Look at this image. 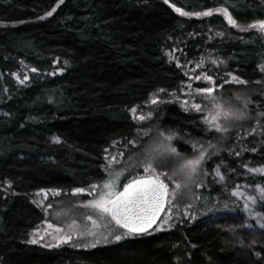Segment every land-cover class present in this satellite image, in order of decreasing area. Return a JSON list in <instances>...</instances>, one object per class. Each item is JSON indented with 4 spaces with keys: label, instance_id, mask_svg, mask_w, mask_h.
<instances>
[{
    "label": "trees",
    "instance_id": "obj_1",
    "mask_svg": "<svg viewBox=\"0 0 264 264\" xmlns=\"http://www.w3.org/2000/svg\"><path fill=\"white\" fill-rule=\"evenodd\" d=\"M261 20L264 0H0V264H260L264 233L207 220L241 208L234 178L209 179L196 218L162 230L92 248L26 235L45 218L33 195L103 182L111 149L123 150L122 165L158 131L178 133L183 155L214 138L200 112L175 101L144 128L131 115L153 94L180 90L188 64L207 60L211 75L231 76L227 93L243 92L252 115L251 138L227 141L207 169L221 158L229 171L264 165V32L250 27ZM240 179L264 185V175Z\"/></svg>",
    "mask_w": 264,
    "mask_h": 264
},
{
    "label": "rangeland",
    "instance_id": "obj_2",
    "mask_svg": "<svg viewBox=\"0 0 264 264\" xmlns=\"http://www.w3.org/2000/svg\"><path fill=\"white\" fill-rule=\"evenodd\" d=\"M206 63L207 60L196 64H188L186 67L188 79L182 84L180 90L171 92L159 91L153 94L148 102L135 106L130 112L132 117L139 121L144 128V125L153 118L155 111L166 102L175 101L182 108L192 111H196L192 107L193 104H200L201 110L197 112L201 113L205 124L214 133V138L209 143L193 148L187 155L181 154L177 149V154H172L165 149L168 145L175 148L173 140L167 141L161 135V132L158 131L157 135H153L151 139L148 138L149 140L147 139L148 141L142 145L141 150H138L128 158L127 161L129 162L127 164L124 162L122 165L120 164V159L123 150L111 149L107 157V171H109V174L103 182L94 184L97 187H92V185L89 188H84L85 192L79 194L73 190L65 192L60 190L59 193H56V189H45L37 191L33 195L34 202L42 208L45 218L28 232L26 239L47 247L67 244L81 248H85V245H87V248H92V245L97 246L117 241L115 239L117 235L121 236V238L127 237L131 232L116 224L109 215H101L97 210L85 207V205L90 200L98 199L106 191L103 187L104 182L113 179L117 173H121L117 191L121 189L127 179L138 173V171L144 175H150L151 172L146 173L142 166L149 162L153 164L158 172L167 173V176L162 177L169 185V192L176 191L175 198H169L167 209L153 229L154 231L173 226L183 219L194 220L197 214V193L209 179L215 180L218 184H223L227 180L234 178L237 182L232 188L230 195L239 201L241 208L238 210L213 212L207 217V220L225 218L229 222L228 226L230 229H234L239 225L245 233H264V228L261 227V224H264V196H262L260 191L264 185H254L240 179L256 174L264 175V171H252V169H264V165L257 167L242 166L237 170L229 171L223 167L224 160L221 158V164L214 166L211 170L207 169V163L221 154L227 141H237L240 138L250 139L255 132L251 130L249 125L252 115L246 109V99H244L243 92L235 90L231 95L227 93L224 85L232 77L221 74L217 78V76L211 75ZM262 71H264V67ZM205 74L211 76L213 78L212 81L207 80ZM197 76L200 78L196 79ZM221 84H223V88L219 87ZM214 86V93H200L197 91L199 88ZM213 97H215V101ZM184 101H187V108ZM217 103L223 104L225 109L241 116L240 119L234 117L221 119V125L228 128V131L224 133L212 129L209 123L206 122L211 120V116L217 111ZM149 113L152 114L150 117L148 116ZM142 115L145 117L144 120L140 119ZM148 133L149 135L151 134V132ZM148 133L146 137H148ZM160 145L163 146L157 150V146ZM149 149L152 150L151 156L153 158L151 160L147 159ZM202 152L204 153V158L194 173H189L187 169L181 167L186 160L194 159ZM113 156L116 157L115 161L111 159ZM177 184L181 186L179 189L176 188ZM249 196H254L256 198L255 202L248 200ZM89 216L92 217L91 220L88 219ZM92 232L95 235H92ZM66 236H71V240H62V237ZM255 255L258 262L264 264V251H256Z\"/></svg>",
    "mask_w": 264,
    "mask_h": 264
},
{
    "label": "snow or ice",
    "instance_id": "obj_3",
    "mask_svg": "<svg viewBox=\"0 0 264 264\" xmlns=\"http://www.w3.org/2000/svg\"><path fill=\"white\" fill-rule=\"evenodd\" d=\"M175 7V5H173ZM176 11L182 12L184 15H211L212 11L208 10L207 12H196L189 13L184 12L182 8H176ZM222 11L228 16L229 22L233 25L237 24V21L231 16V13L227 8L222 9ZM51 15V13H48ZM252 28H258L261 32H264V20L256 21L252 25ZM35 71V69H33ZM200 77L197 76L196 79ZM205 78L209 81H212L211 76H207L205 74ZM233 80L237 83H247V81H241L237 77H233ZM23 82V81H21ZM219 87L223 88V84L219 85ZM200 93H214L215 86L210 88H199L197 89ZM215 101V97H213ZM155 103V101H153ZM185 107L187 108V101H184ZM192 107L196 111L201 110L200 104H193ZM217 111L214 115L211 116V120L206 121L209 123L212 129H215L219 132H227L228 128L221 125V119H228L229 117H234L236 119H240L241 116L236 115V113L225 109L223 104H216ZM152 114L149 113L150 117ZM141 120H144L145 117L140 116ZM162 136L165 137L167 141H171L174 136L178 135V133L172 132L171 134L161 133ZM135 143V141H132ZM163 145L157 146V150L159 147ZM166 151H169L172 154H177V150L171 145L166 146ZM254 150V149H253ZM151 149L148 150L149 156L147 159L151 160L153 157L151 156ZM204 158V153L202 152L198 157L194 159H189L184 162L181 167L183 169H187L189 173H194L197 170V166L200 165L201 161ZM112 161L116 160V157L111 158ZM145 172H151L150 175H144L139 177H134L129 180L127 184L123 186L122 191H117L118 180L121 173H117L113 179L105 181L103 187L106 191H104L98 199L90 200L87 202L85 207H91L97 210L101 215H109L116 221L118 225H121L125 229H129L131 233H141L146 232L153 224L158 220L160 213L165 210V205L167 204L169 198H175L176 191L169 192V185L165 183L162 176H167V173L158 172L156 168L153 166L151 162L143 164ZM252 171H264V169H252ZM92 187H97L93 185ZM181 186L179 184L176 185V188L179 189ZM59 189L56 190V193H59ZM73 191L77 194L85 192L84 188H75ZM262 196H264V187L260 189ZM254 196H249L248 200L255 202ZM51 207V205H49ZM89 220L92 219L91 216L88 217ZM261 227L264 228V224H261ZM95 235L94 232L91 233ZM116 240H120L121 236L117 235L115 237ZM64 241H70L71 236L62 237ZM35 242V241H34ZM93 247L95 245H92ZM87 247V245H85ZM259 255V254H258Z\"/></svg>",
    "mask_w": 264,
    "mask_h": 264
},
{
    "label": "water",
    "instance_id": "obj_4",
    "mask_svg": "<svg viewBox=\"0 0 264 264\" xmlns=\"http://www.w3.org/2000/svg\"><path fill=\"white\" fill-rule=\"evenodd\" d=\"M142 176H144V175H142ZM162 178V177H161ZM163 179V178H162ZM129 182V180L128 181H126L125 182V184H127ZM166 183V182H165ZM124 184V185H125ZM123 185V186H124ZM123 186L121 187V189L119 190V191H122L123 190ZM167 205H168V202H167V204L165 205V210H166V208H167ZM165 210L163 211V212H161L160 213V216H159V218H158V220L156 221V223L155 224H153L152 225V227H150L146 232H149V231H151L152 229H154L155 228V226L159 223V221L161 220V218H162V216H163V214H164V212H165ZM111 217V216H110ZM112 218V217H111ZM114 220V219H113ZM114 222L116 223V221L114 220ZM117 224V223H116ZM120 227H122L121 225H119ZM123 228V227H122ZM123 229H125V228H123ZM125 230H127V231H129V229H125ZM130 232V231H129ZM146 232H141V233H146ZM141 233H134V234H141Z\"/></svg>",
    "mask_w": 264,
    "mask_h": 264
}]
</instances>
